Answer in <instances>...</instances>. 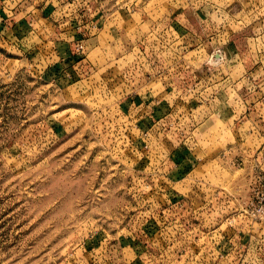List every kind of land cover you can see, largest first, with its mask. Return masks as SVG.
<instances>
[{
	"label": "rangeland",
	"instance_id": "rangeland-1",
	"mask_svg": "<svg viewBox=\"0 0 264 264\" xmlns=\"http://www.w3.org/2000/svg\"><path fill=\"white\" fill-rule=\"evenodd\" d=\"M52 3L0 43V264H264V0Z\"/></svg>",
	"mask_w": 264,
	"mask_h": 264
},
{
	"label": "crops",
	"instance_id": "crops-1",
	"mask_svg": "<svg viewBox=\"0 0 264 264\" xmlns=\"http://www.w3.org/2000/svg\"><path fill=\"white\" fill-rule=\"evenodd\" d=\"M49 1H53V0H48L47 3ZM26 2L27 0H24L22 2H20V0H0V43H3L8 47L10 46L13 47L14 41L19 42L18 37H20V35H23L24 33L29 34L30 32L26 31L29 25H31L29 19L36 10H39L44 14L47 13V16H45L44 18H40V20H46L48 19V15L50 13L52 14L51 7L54 6L53 3L50 5H47V3H40L39 4L40 7L35 8L34 2L32 3L27 2V4L25 5ZM21 14L25 16L24 18H26V21L25 19L21 18L20 16ZM61 25L62 24H59L58 27ZM50 26L55 27V25L52 22ZM59 28L61 29V27ZM44 33L47 35L46 37L49 36L52 39V31L48 33L47 32ZM62 34L63 33H61V35ZM39 37L43 38V35ZM61 38L62 37H60V39ZM91 39L93 38H88V39L82 38L80 40H82V42L87 45V43ZM70 40L71 39L64 38L61 42L59 41L58 43H53L52 46L56 50L54 51L51 58L73 60V57L70 54L71 53L70 50L73 46V43H70ZM62 48L64 53L61 52ZM56 52H57V56H55ZM50 56L51 54H49V56H46L45 53L43 54V57H45V59L50 58ZM82 60L84 61V59H80L77 61L76 64H79ZM126 246L127 245L124 244L122 246L110 245V248L105 250L104 253H102V251H98L101 248V244L95 245L94 247L90 248L91 251L90 250L88 251L92 253V259L90 261L92 264H140L139 261H137L138 258L133 259V262H131L130 260L126 261V257H124L125 253L128 254L129 251L133 252L132 249L133 247H129V246L126 247ZM83 249L88 250L86 246H84ZM107 253H109V255H107ZM134 257H137L135 256V253H134Z\"/></svg>",
	"mask_w": 264,
	"mask_h": 264
},
{
	"label": "built area",
	"instance_id": "built-area-1",
	"mask_svg": "<svg viewBox=\"0 0 264 264\" xmlns=\"http://www.w3.org/2000/svg\"><path fill=\"white\" fill-rule=\"evenodd\" d=\"M74 47H75V51L77 54L84 55L85 45L83 44L82 40L75 42ZM82 55H80V56H82ZM250 212H251V217H254L256 214H258V215L264 214V203H261V202L251 203Z\"/></svg>",
	"mask_w": 264,
	"mask_h": 264
}]
</instances>
